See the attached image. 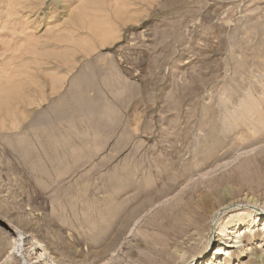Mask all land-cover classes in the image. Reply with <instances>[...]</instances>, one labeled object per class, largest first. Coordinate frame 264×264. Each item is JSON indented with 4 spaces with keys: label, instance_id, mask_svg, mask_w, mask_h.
Returning <instances> with one entry per match:
<instances>
[{
    "label": "rangeland",
    "instance_id": "obj_1",
    "mask_svg": "<svg viewBox=\"0 0 264 264\" xmlns=\"http://www.w3.org/2000/svg\"><path fill=\"white\" fill-rule=\"evenodd\" d=\"M262 118L264 0H0V264H138L205 194L264 264Z\"/></svg>",
    "mask_w": 264,
    "mask_h": 264
},
{
    "label": "bare ground",
    "instance_id": "obj_2",
    "mask_svg": "<svg viewBox=\"0 0 264 264\" xmlns=\"http://www.w3.org/2000/svg\"><path fill=\"white\" fill-rule=\"evenodd\" d=\"M257 106L258 105L255 104L254 107ZM247 111L246 113H248ZM255 111L257 112V110ZM250 113L251 112H249V114ZM252 115L254 114L252 113ZM262 119H258L259 124H262V122L260 121ZM110 185L112 184L110 183ZM110 188H114V187H110ZM123 189H127V188L125 187ZM213 194L215 193L213 192ZM218 197L220 196L218 195ZM116 200H117L116 197L103 198L101 201L104 207L101 209V211L100 210L99 212L97 211L96 214H90L89 218L87 217V221L85 222L86 227H91L93 225L92 223L94 222L98 223V226L102 225V227H104L105 230H107L109 226L112 227V225H114L115 222H117V218L119 217V215L122 214V212L120 214L119 212L113 214L112 213L113 211L112 212L110 211L112 208H115L114 205L116 203ZM223 200L224 201L222 203L215 202L211 194H205L202 200H200L198 203L195 202L196 204L191 208V211L188 214L189 218L186 219L185 217V219L190 222H188L186 225L182 223L183 225H185L182 228L172 226L170 215H165L163 218L164 219L163 222L155 226L156 228H158V231H160L163 234V238L157 240V242L148 243L146 245V250L144 252L141 251L142 253L139 254L138 264H193V263L221 264V260L223 259L224 255L228 259L232 258V252L230 251V249H240V252L243 255L245 253V250H243L244 247L243 242L247 238L249 239L250 237H257L259 235V230L258 232L256 231L254 223L260 217V214L254 212L250 213V217L254 218L253 222L251 223L250 221L248 223L247 220H244L243 223H247V224L245 227L242 228H239V221H234V222L231 220L228 221L229 222L227 223L228 226L222 228L218 234V239H216V243L218 242L219 246L214 249L213 258L212 259L210 258L211 259L210 261L208 260L209 256H207V252L210 249L211 240L210 237L207 236L206 232L207 230H209V220H212V217L218 214L219 212L224 210L227 211V208L230 205V203L228 205V200H229L228 194H225L223 196ZM143 208H144V204H142L139 207V209H136L133 212H130L126 215L122 214L121 217H122L123 225L124 224L130 225L136 219V217H138L140 210H142ZM229 218H230V214H227L225 217H223L222 222L223 221L225 222ZM85 219L83 220L85 221ZM92 220L94 222H92ZM123 225L122 228L119 229V233L121 234L125 232V227H123ZM262 226H264V223H262ZM101 230H103V228H101ZM262 231H264V228ZM99 235L102 234L99 233ZM231 235L232 238L230 237ZM263 237H264V232L262 235V239ZM248 251L253 252L254 249L248 247L246 249V252ZM256 259L257 261L253 260V263L251 264H257L259 258ZM15 263L21 264V261L16 260L14 261L13 264Z\"/></svg>",
    "mask_w": 264,
    "mask_h": 264
}]
</instances>
